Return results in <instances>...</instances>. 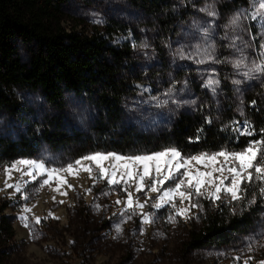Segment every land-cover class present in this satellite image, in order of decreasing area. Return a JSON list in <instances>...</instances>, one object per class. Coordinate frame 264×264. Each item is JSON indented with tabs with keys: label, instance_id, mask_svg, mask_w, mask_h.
I'll use <instances>...</instances> for the list:
<instances>
[{
	"label": "rangeland",
	"instance_id": "obj_1",
	"mask_svg": "<svg viewBox=\"0 0 264 264\" xmlns=\"http://www.w3.org/2000/svg\"><path fill=\"white\" fill-rule=\"evenodd\" d=\"M169 3L171 14L156 16L127 0H69L62 24L67 29L77 25L78 30L91 33L115 20L129 30L128 34L118 31L113 36L114 42L131 46L130 60L141 78L133 85V94L124 100L123 124L127 129L156 134L170 129L181 114L192 115L200 109L218 111L226 102L233 107L237 117L234 122L243 123L247 120L248 95L264 106V74L254 73V78H246L243 73L247 68H236L232 63L241 57L238 49L247 57L245 64L260 62L259 44L264 43V29L259 20L241 16L238 25L230 24L237 14L251 11V0H170ZM209 11L216 15H208ZM204 28H209L210 41L203 39ZM209 43L214 45L215 62L205 59V49L212 51ZM19 52L27 62L34 49L20 43ZM209 78L219 83L205 86ZM234 80L241 82L234 84ZM169 89L171 97L165 95ZM17 96L22 108L19 117L0 111V136L15 141L26 134L40 137L45 127L56 123L61 124L65 133L72 130L90 133L98 116L89 99L72 94L66 96L63 109L50 106L37 91H19ZM152 97L168 103L158 107ZM22 159L44 160L50 168L76 160L68 148H52L44 139L33 158ZM14 162L0 164V204H10L6 214L12 217L15 232L11 264H243L249 256V264L264 261V195L260 193L259 181L246 186L240 200L222 196V203L199 198L201 207L191 209L189 219L177 216L174 222H169L170 205L155 209L149 203L144 212L153 214V222L142 225L141 215L128 219L121 211L125 205L115 204L116 200L127 198L121 191L122 185L94 181L82 170L78 176H68L67 184L63 183L62 174H54L49 185L39 192L35 191L39 181L26 183L22 193L12 187L5 188V168ZM198 166L203 171V164ZM28 180L29 177L11 170L8 183ZM170 183L166 182L165 187ZM247 188H250L248 195ZM132 191L141 202L145 193L153 198L158 195L147 190L137 193L135 188ZM103 192L109 194L105 196ZM24 196L29 199L25 200ZM24 206L31 211L23 213ZM216 208L231 215L249 213L254 208L256 215L251 226L228 243L198 248L194 245L195 234ZM22 215L29 217L28 228L19 218ZM35 218H40L38 224ZM118 227L122 231L118 232ZM253 241L249 252L247 245ZM236 256L241 260H233Z\"/></svg>",
	"mask_w": 264,
	"mask_h": 264
},
{
	"label": "trees",
	"instance_id": "obj_2",
	"mask_svg": "<svg viewBox=\"0 0 264 264\" xmlns=\"http://www.w3.org/2000/svg\"><path fill=\"white\" fill-rule=\"evenodd\" d=\"M150 15L171 14L170 0H127ZM69 0H0V111L19 117L22 108L19 91H37L50 106L65 107L68 94L89 99L98 116L90 133L72 130L65 133L61 124L45 127L37 137L26 134L18 140L0 136V164L33 158L41 139L50 147L68 148L73 159L94 152L135 155L177 148L182 155L219 150H241L250 140L264 135V106L254 96L246 97V117L255 130L253 136H240L233 130L231 103L220 110H198L181 114L167 131L141 133L123 124L124 100L133 94L141 78L130 57L131 46L114 42L118 31L130 33L123 24L109 20L102 30L91 33L63 26L64 7ZM26 43L34 52L25 62L19 44ZM255 102V103H253ZM50 128V129H49ZM199 137V139H197ZM250 188H247V195ZM10 204H0V264H11L15 248L12 217L6 214ZM249 213H231L216 208L195 234L194 245H223L249 228L255 218Z\"/></svg>",
	"mask_w": 264,
	"mask_h": 264
},
{
	"label": "snow or ice",
	"instance_id": "obj_3",
	"mask_svg": "<svg viewBox=\"0 0 264 264\" xmlns=\"http://www.w3.org/2000/svg\"><path fill=\"white\" fill-rule=\"evenodd\" d=\"M208 15L215 16L216 13L209 11ZM241 16L245 19H258L264 29V0H251V11L237 14L230 24L238 25ZM201 31L203 39L210 41L209 28H204ZM232 46L235 47V40H233ZM208 48L212 51L205 49V59L215 62L214 45L209 43ZM259 48L261 50L258 54L259 63L254 60L251 65L245 64L247 57L243 55L242 49H238L241 51V57L232 62L236 68L241 66L247 68V71L243 73L246 78H254V73L264 74V43H260ZM197 62L204 61L198 60ZM240 82L239 80L233 81L234 84H240ZM218 83V80L209 78L205 86L212 87ZM165 95L171 97L172 90L169 89ZM152 99L156 101L158 107L168 103L167 100L161 101L159 97H152ZM173 103L176 101L173 100ZM234 124L233 130L237 133V141L240 136L255 134L251 123L246 119L243 123L236 121ZM261 131L264 133V130ZM221 157L223 159L218 162ZM200 164H203V171L198 166ZM11 170L20 172L22 177L27 176L29 180L23 183L9 184ZM81 170L87 172L94 181L106 180L110 186L122 185L121 191L127 194V198L125 200L118 199L115 204L125 205L121 211L128 219H131L132 215H141L142 225L153 222V214L144 212L145 206L151 203L155 209H162L165 205H170L168 219L169 222H174L177 216L189 219L191 209L201 207L199 203L201 197L213 202L220 200L222 203V196L228 197L232 201L240 200L246 186L256 181L261 183L260 193L264 195V135L256 140L248 141L241 150L228 151L224 149L190 156L182 155L173 146H166L161 151L135 155L94 152L86 154L66 166L52 168L47 167L44 160L20 159L5 168V188L12 187L16 192L22 193L26 183L39 181L35 189L36 192H39L41 188L49 185V180L54 174H62L63 183L67 184V177L78 176ZM214 173L217 175L214 176ZM166 182L171 183L165 187ZM59 183L57 181V191H59ZM67 186L72 187L70 184ZM133 188L137 193H145L147 190V192L158 195L153 198L145 193L144 202H141L140 198L134 195ZM88 191L90 192L91 189ZM108 194V192L102 193L105 196ZM23 198L29 199L28 196ZM253 202L249 201L250 204ZM30 211L31 209L27 206L22 208V212L25 214ZM19 218L26 228L30 226L27 215H22ZM35 222L38 224L40 218H35ZM117 231H122V229L118 227ZM140 232L143 234V227ZM254 243L253 241L247 245V251H252ZM233 260L240 261L241 257H233ZM250 260L249 256L248 259L243 260V264H249ZM260 264H264V261H261Z\"/></svg>",
	"mask_w": 264,
	"mask_h": 264
}]
</instances>
